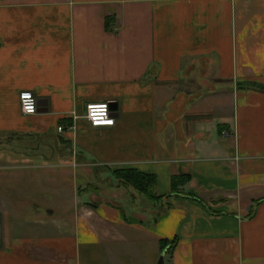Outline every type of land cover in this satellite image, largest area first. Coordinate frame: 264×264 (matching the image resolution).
<instances>
[{
  "label": "crops",
  "instance_id": "crops-1",
  "mask_svg": "<svg viewBox=\"0 0 264 264\" xmlns=\"http://www.w3.org/2000/svg\"><path fill=\"white\" fill-rule=\"evenodd\" d=\"M163 240L165 264H264V0H0V264H156Z\"/></svg>",
  "mask_w": 264,
  "mask_h": 264
},
{
  "label": "trees",
  "instance_id": "trees-1",
  "mask_svg": "<svg viewBox=\"0 0 264 264\" xmlns=\"http://www.w3.org/2000/svg\"><path fill=\"white\" fill-rule=\"evenodd\" d=\"M113 171L119 182L121 181V183L132 186L133 189L147 197L158 196L154 191L155 175L153 173H145V171L137 169L134 166H121L120 168L113 169ZM188 179L189 175L187 174H175V176L171 177V190L174 192L178 185H183ZM162 243V249L166 245L169 244L170 246L172 244V242H168L167 240H163ZM167 251L168 249L166 248Z\"/></svg>",
  "mask_w": 264,
  "mask_h": 264
},
{
  "label": "clouds",
  "instance_id": "clouds-1",
  "mask_svg": "<svg viewBox=\"0 0 264 264\" xmlns=\"http://www.w3.org/2000/svg\"><path fill=\"white\" fill-rule=\"evenodd\" d=\"M20 100L23 104L22 111L25 116L36 114V101L32 98L31 92H22L20 94ZM107 114L108 105L106 103L88 105L87 119L91 122L93 128L113 127L115 125V119L106 118Z\"/></svg>",
  "mask_w": 264,
  "mask_h": 264
},
{
  "label": "rangeland",
  "instance_id": "rangeland-1",
  "mask_svg": "<svg viewBox=\"0 0 264 264\" xmlns=\"http://www.w3.org/2000/svg\"><path fill=\"white\" fill-rule=\"evenodd\" d=\"M29 172H32V171H29ZM23 174V173H22ZM32 173H28V172H25L23 175H22V178H23V180H25V179H31L32 178ZM35 175V174H34ZM140 196H142V195H140ZM30 200H33V198H31ZM34 202H37V204L40 206V205H44L45 203L43 202V200H41V199H37V200H33ZM29 205H32V204H29ZM61 205H63V204H61ZM66 208H67V206H68V204L67 205H64ZM41 212V211H40ZM27 214H30L29 215V218H27V220L26 221H24V220H22L23 221V224H24V222H25V224H24V226L26 225H28V227H30V226H34V225H38V222H40L39 221V217L40 216H42L43 214L42 213H27ZM17 221L16 220H13L12 221V223H11V225H12V227L11 228H13L14 229V227L15 226H17V224L18 223H16ZM61 222H64L66 225L65 226H67L68 224H70V223H72V219H64V220H61Z\"/></svg>",
  "mask_w": 264,
  "mask_h": 264
},
{
  "label": "built area",
  "instance_id": "built-area-1",
  "mask_svg": "<svg viewBox=\"0 0 264 264\" xmlns=\"http://www.w3.org/2000/svg\"><path fill=\"white\" fill-rule=\"evenodd\" d=\"M22 92H31L32 98L36 101V103H37V99H36V97L34 96L33 92L30 91V90L23 89L22 91H20L19 94H18V98H19L20 110H21V112L23 113V111H22L23 104H22V102H21V100H20V94H21ZM102 103H106V104L108 105V114H107L106 118H109V119H115L114 116H113V113H112L111 104H110V102H107V101H104V102H101V101H99V102H93V101H90L89 103L86 102V105H85V113H84L85 118L87 119V115H88V105H89V104H102ZM36 110H37V105H36ZM87 121L89 122V125L92 126V125H91V122H90L88 119H87ZM57 129H58V130H61V129H62V128H61V125H59V126L57 127Z\"/></svg>",
  "mask_w": 264,
  "mask_h": 264
},
{
  "label": "water",
  "instance_id": "water-1",
  "mask_svg": "<svg viewBox=\"0 0 264 264\" xmlns=\"http://www.w3.org/2000/svg\"><path fill=\"white\" fill-rule=\"evenodd\" d=\"M39 103V101H37V103L36 104H38ZM166 248H168V246L166 245L163 249H162V251H160V253H159V255H158V258H157V261L155 262L156 264H165L164 262V254H165V252H166Z\"/></svg>",
  "mask_w": 264,
  "mask_h": 264
}]
</instances>
